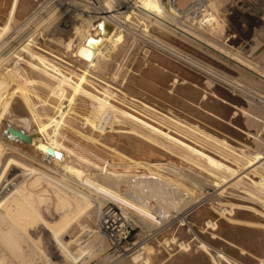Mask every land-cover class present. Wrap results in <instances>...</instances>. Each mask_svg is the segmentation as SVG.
Returning <instances> with one entry per match:
<instances>
[{
  "label": "bare ground",
  "instance_id": "bare-ground-1",
  "mask_svg": "<svg viewBox=\"0 0 264 264\" xmlns=\"http://www.w3.org/2000/svg\"><path fill=\"white\" fill-rule=\"evenodd\" d=\"M37 1L0 0V47L6 49L0 50V264H31L36 259V253L42 249H38L40 240H35L37 237L34 239L30 231L35 224L50 231L62 255L77 262L85 250L79 240L73 247L71 243L75 237L63 240L62 231L76 223L82 233L95 235L97 230L91 226L90 216L95 209L99 212L104 202L109 201L120 208L116 201L125 202L126 209L122 211L127 217L132 211L143 218L148 217L150 227H156L176 213L171 202L198 192L206 196L205 189L196 185L202 179L220 192L227 191L226 197L231 198L234 191H238V196L264 205V149H261L264 141H258L250 132L246 135L242 129L249 143L253 142L258 148L256 154L251 155L246 150L249 147L246 139L235 138L234 141L233 136L230 141L238 145L233 147L224 140L227 137L224 133L216 132L215 127L227 129L236 103L231 102L226 93L225 97L224 92L206 91V79L180 64H191L215 78L216 72L207 64L182 55L173 45L178 39L201 49L214 48L218 53L209 51L219 60L242 71L247 69L243 73L264 80V68L260 63L227 51L199 29L214 18L213 12L202 15L201 8L209 7L214 11L219 2L171 0V12L179 18H189L191 25L181 20L173 24L170 19L161 17V4L154 8L150 3H161V0H105V6L95 8L92 17L69 6L71 9H65L64 18L48 30L45 27V33L38 38L31 37L33 33L22 38L24 40L18 45L15 43L20 38L7 43L10 41L9 37L4 38L7 30L17 21L21 26L30 21ZM120 14L125 19L143 23L150 31L149 35L141 36L143 33H135L132 26L121 24L117 18ZM221 14L215 18L222 20ZM220 26L223 25L217 19L215 25L206 30L217 32ZM133 34L160 50L134 49L131 57L136 59L135 69L131 72L129 68L127 79L125 67L119 83L113 84L111 77L117 76L123 53L128 49L126 44L131 37L135 39ZM136 52H140L139 57ZM262 57L264 49L257 54L258 61ZM239 85L237 82L233 87ZM230 109L233 115L228 118ZM235 121L238 122L237 118ZM54 128L60 136L53 132ZM67 137L77 145L67 142ZM79 144L94 153L87 152ZM169 164L178 166L180 172L166 166ZM121 165L128 168L123 169ZM182 171L192 176L190 180L194 184L186 183ZM123 177L129 181V188L123 183ZM38 184L42 195H47V187L54 188V200L65 210V217L38 204L40 200L35 199L36 193L41 191ZM134 191L144 198L136 197ZM195 198L190 197L188 204L197 202ZM232 200L216 198L210 204L207 202L208 208L205 205L208 211L194 213H197L195 221L201 222L197 226L202 233L195 234V241H191L194 246L188 242V236L184 237L187 241L182 237L177 240L175 235L158 240V244L160 241L167 246L174 243L171 247L179 249L171 257L167 253H163L165 256L159 254L168 256L162 259L163 264H264V210L260 209L264 207L258 208L257 203L252 205L249 201ZM224 233L231 240L228 241L230 245L223 247L227 252L218 245L225 240L218 238H224ZM143 246L127 255L122 253L124 258H119L117 264H154L149 253L152 245ZM157 256L154 255L158 260ZM160 263L161 259L157 264Z\"/></svg>",
  "mask_w": 264,
  "mask_h": 264
},
{
  "label": "rangeland",
  "instance_id": "rangeland-1",
  "mask_svg": "<svg viewBox=\"0 0 264 264\" xmlns=\"http://www.w3.org/2000/svg\"><path fill=\"white\" fill-rule=\"evenodd\" d=\"M103 1H105V0H91V1L90 0H70V1L69 0H66V1L65 0H38L33 5V8H32V12H34V15H33L32 19L30 21L26 22L25 24L23 23L22 26H21V22L20 21H17L15 23V25H13V27H10L7 30L6 34L4 35V38L7 39L9 37L8 40H10V41L7 42V43H10V42L12 43V41L14 42V41H16V40H18L20 38L15 43L16 45H18L19 43H22L21 41H23L26 38V36H28V35L30 36V34H33V33L34 34L31 35V37H34V38L37 37L38 38L40 35H42L43 33H45V30L46 29L48 30V28L51 27V26H53V25H55L57 23V21H60L61 19H63L64 18V15H65L64 12L66 10H68V9H71L70 7L73 6L72 7L73 10H76L77 9L78 11H81V13L83 12V14L84 13L85 14L88 13V14H90L89 16L92 17V15H94L93 11L95 10V8L97 9V7L105 6V4H104ZM170 2H172V1L171 0H161V3H159L158 1H151L150 3H151V5L154 6V8H157L156 5L158 6L159 4H161V8L162 9L159 10L160 11L159 12V15L161 17L164 16L163 18H165L167 20L170 19L169 21L170 22L172 21L173 24L175 22H177L176 20H181L183 23L191 25L192 24V21L188 22L189 21V18L183 17V19H182V18H179L180 17L179 15H176L173 12H171ZM217 2H219V4ZM73 3H75V4H73ZM114 3L113 4L116 5V2L115 1H114ZM216 3L218 4L217 5L218 7L216 6V8H218V9L215 8L216 9V12H217V13L215 12V14H214L215 9H214V11H212L209 7L201 8L202 9L201 10L202 11V15L205 14L206 12L208 14H210L211 12H213V17L214 18H212L209 22L208 21L205 22L202 25L203 27L200 26L199 29L201 31H204L203 33L204 34H207V36L209 38H212L218 44H220V45L224 46L225 48H227V51H230L231 53L233 52V54H239L242 58H245L246 60L251 61V62L253 61L256 64L257 63L258 64L260 63V66L262 68H264V57H262L259 61H258V58H257V54L259 53V51H261V49H264V0H216ZM114 5H112V6L114 8H116V6H114ZM67 7H69V8H67ZM83 7H86V9L83 8ZM50 12H51V14H50ZM161 12H163V13H161ZM219 13L220 14L222 13L221 15H219V16H222V17H220L222 20H220L219 17H217L218 16L217 14H219ZM59 14L61 15V17H60ZM166 15L168 16V18L166 17ZM215 15H217L216 18L220 21L221 25H223L222 27H224V25H225V27L222 29V31H221V28L222 27L220 26V28L217 29V32H215V31L214 32H209L206 29H207V27H210L213 24L215 25V21L217 20L215 18ZM50 16H52V17H50ZM224 17H226V18H224ZM117 18H118V20L120 22L122 21L121 24H123V25L125 24L129 28L132 26L133 28L132 27L131 28L133 30L135 29L134 30L135 33H137V34L140 33V35L143 33L141 36H145L144 33L149 35V32L150 31H147L145 29L146 26L144 27L143 23H139V21H137L135 19H132V18H128V17H126V19H125V16L123 14H120V16H117ZM171 18L172 19H175V20H172ZM47 19H48V21H47ZM93 19L94 18H92V20ZM123 20H124L125 23L123 22ZM46 21L49 22V24L48 23L46 24ZM221 21L223 22V24H222ZM37 22H39V23H37ZM210 23H211V25H210ZM144 24L147 25L146 23H144ZM192 26H194V25H192ZM195 26H196V24H195ZM45 27H46V29H45ZM90 27L93 29V25L90 24ZM205 31H207V32H205ZM29 32H31V33H29ZM215 33H216V37H215ZM133 36L135 37V39L133 37H131V40H129L127 42L128 44H126V46H127L128 49L125 50V53H123L124 55H123V61L122 62L125 63V64L121 63V65H120L121 67L119 66L120 69H118L117 74H116L117 76H114L113 75V77H111V79L112 78L113 79L110 80V81L113 84L114 83L115 84H118L119 83V80L118 79H120L121 76H122V74H124L122 72V70L125 69V67H126V69H128L126 78L127 77L129 78V74H130L129 68H130L131 72H132L133 69H135L133 66L136 67V59H134L135 60L134 61L132 59V57H133L132 55L135 53V50H136L137 47H139V51L141 50L140 48H146V47H150L152 49L155 48V50H160V49H157L153 44H151L147 40L141 38V36L135 35V34H133ZM22 38H24V39L22 40ZM130 41H133L134 43L133 42L130 43ZM176 41H177L178 44L176 42H174V43L172 42V43H173V45L177 46L176 49L179 50L182 55H189L193 59H195L198 63H202V64H205V65L207 64L208 66H210L211 68H213V70L216 72V76L217 77L216 78H215V76L211 77L212 75H207V73H204L203 71L197 69L195 66H191V64H188V63H185V62L182 63V61L179 60V63L180 62L182 63L180 65H183V67H187V68L189 67L188 69L191 70L192 72H195V73L197 72L198 75L200 74L199 76H201V78L203 80L206 79L207 80V83H206V80H205L206 86H204L206 91H208V92L213 91L215 94H217L218 92H222V93L224 92L225 97H226V94H227V98L229 97L230 98L229 100L230 101L232 100L231 102H233L234 104L236 103V106H234V108H233L234 115L232 113V109L229 110V113H228L229 115L227 114L228 115L227 116L228 118H229L230 114H231V116L233 115V117H230L229 118L230 119V123L228 124V127L230 126L233 129L228 128L227 126H226L227 129H221V128L215 127V129H217L216 132L224 133V135H226L227 136L226 138L228 139L227 140L226 138H224V140H226L228 143H230V145H232L233 147H235L237 145L236 142L234 143V142H231L230 141L233 138V136H235L233 138L234 141H236V139L237 140H240V141H246L247 139H246L245 136L248 135L249 132H250L249 133L250 135H252V134L255 135L256 138L258 139V141L259 140L260 141H264V80H262V78L261 79L258 78V77L256 78L255 75H252V74L250 75V73H249V75H248L247 72H246L247 74L246 73H243L247 69H244L245 71H242L241 69L236 68L235 66H231V65L227 64L226 62L219 60L213 54V52L218 53V51L216 49H214V48L209 47V50L213 51V52H210L209 50L201 49V48H199L197 46H192V45H190L189 43H187L186 41H183V40H178L177 39ZM15 44H14V46H15ZM129 44H131V46ZM14 46L12 48H14ZM0 50H1V52H4L6 49H5L4 46H2V47H0ZM139 53L140 52H138L136 54L137 57L140 56V55H138ZM132 61H133V63H132ZM1 63H3V62H1ZM127 65H129V66H127ZM130 65H131L132 68L130 67ZM238 69L241 70L242 72L239 71ZM217 72L220 75L224 76V78L227 77V79L225 78L226 80H224L222 77H220V75H218ZM245 74L248 75V78L249 77L250 78L248 79ZM218 76L220 77V79L218 78ZM116 78H117V80H116ZM228 78L231 79L232 81L229 80ZM253 78H254V80H253ZM221 80H224V81H221ZM235 80H236V83L239 82V84H240L239 87L240 88L238 86H237V88L236 87L235 88L233 87L236 84L234 82ZM225 81H228V82L225 83ZM229 81L230 82H233L235 84L230 83ZM208 83H210V84L208 85ZM230 84H231V86H230ZM245 90H247V91H245ZM238 104H239V106H238ZM239 107L241 109H239ZM235 110L237 112H235ZM255 115H256V117H255ZM235 116H237V117H235ZM233 118L235 120L237 118V121L238 122H236ZM235 122H236V124H234ZM233 125H235V126H233ZM51 127L53 129V123L51 124ZM235 128H237V129H235ZM205 129H207V128H205ZM242 129H245L243 133H245V132L247 133L245 136L242 133ZM56 130L57 129L53 130V132L55 133ZM222 130L223 131L224 130H227V131L223 132ZM214 131L215 130L212 129V132H214ZM228 131H230V132H228ZM235 131H236V133H235ZM57 132H59V131L57 130ZM237 133H238V135H237ZM56 135H59L60 136L61 134L60 133L59 134L57 133ZM230 135H231V137H230ZM69 139L70 138L67 137V139H66V140H68L67 142H69L70 144L77 145L75 141L73 142L72 139H71L72 141L69 140ZM222 139H223V137H222ZM249 141L250 140H247L246 142H247V144H248V146L250 148L247 147L246 150H249V152L251 153V155L252 154L255 155L256 154V151H258V148H256V146H255V144L253 142H250L249 143ZM250 144L251 145L253 144V145L251 146ZM80 146H82V145H80ZM82 147H83V149H86L87 152H89L91 154L94 153V152H90V149H88V148H86L84 146H82ZM261 149H264V147H262ZM166 166H168L171 169L174 168L173 171L179 169L178 166L175 167V165H174V167H172L170 164L169 165H166ZM120 167H122L123 169H125V168L127 169L128 168L127 165H121ZM175 172H180V170L175 171ZM182 172L185 173L184 176L186 177V179H184V177H183V179L186 181V183H188V184H194L190 180V177H192V176H190L189 174H187L188 173L187 170H186L187 173L185 171H182ZM199 180H200V178H199ZM123 183L125 184V186L127 188L130 187L129 186V181H127V179L124 178L123 179ZM41 185H44V184L42 183ZM196 185H199L198 186V188L200 187L199 189H203V190L205 189V192L207 194L206 193H204V194H206V196L203 197V196L199 195V192L198 193L191 194L190 195L191 198H195L198 195L201 196L200 199H198L196 197L198 200L194 204H192L193 202H189V204H188V201L190 199L189 196H188L189 198L186 197L184 199V197H182V198H179L180 200L171 202V205L177 211H176V213L173 216L172 215H169V217H167V219H165L167 222L164 223V224L163 223L160 224L161 227H160V225H157L156 227L155 226H153V227L151 226L150 227L151 222H149L148 217H144L143 218L142 216H139L138 214H136V213H134V212L131 211L130 212L131 213V216H129V218L133 221V223L135 225V229L133 230V232H132V234L130 236V239H129V245H131V250L128 251V252H132V251L138 249L140 246L142 247L143 245L144 246H147L148 244H150V245H152V248L149 250L150 251L149 253H150V257H152V259H153V263L154 264H157L158 262H160V259H161V263L163 264V262H165L164 261L165 260L164 258H166V257L168 258V256L161 257L160 255H164L165 253H167V254H169V257H171L172 255L176 254L179 251V249L178 248L173 249V247H171L172 245H174V243H170V245H169L170 247H169V246H167L168 244H163L160 241L159 242L160 245H159L158 243H156V242H158V240H162L164 238H169L172 235H175L177 240L180 239V237H182V238H184L185 236H186L185 238H188L189 237L188 238V242L190 241V243H191V241H195L193 239V238L196 237L195 234L196 233H199V235H200V233H201L199 231L200 230L199 226H197V225L201 224V222H198L197 223L195 221V215L197 213L204 212V210H206L208 208V203L210 204V202H212L214 199L221 198V197H222V199L223 198L224 199L226 198V199H229V200H232L233 197L234 198L237 197L236 199H233L232 201H240L244 197V196L243 197L242 196L241 197L238 196V195H240V192L234 191L235 193H233V195H232L233 197L231 196L232 199L229 196H228L229 197L228 198V197H226L227 196V191L226 192L225 191L224 192H220V190L218 188H216L212 183L209 184V185H207L206 182H204L203 179H202V181L200 180L199 183H196ZM37 186L41 190L40 193H36V196H35L36 197L35 198L36 200H38V201L40 200L39 203L38 202L37 203L39 205H41L42 207L44 206L43 208L46 207L45 208L46 210H49L50 209L51 211H54V213L56 212L57 215L60 212V214L63 217H65L66 216L65 210L63 208H61L60 205H58L56 203V200H54V197L56 196V193L54 194V192H55L54 188L53 187H50V186L47 187V190H46L47 195H45V194L42 195L43 191H42L41 186L39 184ZM211 192H213V193H211ZM218 192L220 194H218ZM134 193L136 194V197L144 198L139 193H137L135 191H134ZM224 194H226V195H224ZM41 195H42V197H41ZM48 195H50V196H48ZM220 195H224V197L223 196H220ZM196 198H195V200H196ZM195 200H193V201H195ZM41 201L42 202L44 201V202L42 203ZM242 201H247V202L249 201L250 204L252 202V205H253V203H254V205H255V203H257L256 206L258 208L264 207V205H262V203H260V202H254V201L249 200V199H245V197H244V199ZM116 202L121 206V208H122L121 210H125L126 209L125 208V202H120L118 200ZM155 202H156V205L159 203L157 200ZM105 203H111V202L106 201L103 204H105ZM205 205L207 206V208H206ZM178 207H179V209H178ZM201 207H202V209H201ZM260 209L261 210H264V208H260ZM58 210H60V211H58ZM198 210L199 211L201 210V211L198 212ZM206 211H208V209ZM96 212L97 211L95 209V212L93 211L91 213V216H90L91 226L93 227V229L97 230L96 233H95V235H92V236L91 235H87L85 232H83L84 233L83 234L77 228V224L76 223H73L72 225L68 226L66 229H64L62 231L61 237L63 236L62 237L63 240H67V239H70L72 237H75V238H73L75 240V242L73 240V242L71 243L73 245V247L76 246V244L78 242H80V244L82 245L83 249L85 250V252L80 255L79 260L77 262H73L71 259L66 258L64 256V254L62 255L61 251H59L60 250L59 244L54 240V238H53L52 234L50 233V231L47 232V231L44 230V228L42 227V225L35 224L34 227L30 231H31V234H32V236H33L34 239L37 237L35 240H37V241L40 240L39 241L40 243L38 242V245H39L38 246V249L39 250L42 249V251L36 253V259H34V261L31 264H117L119 262V258H120V260H122L124 258L123 256L124 255H127L128 252H126L125 254H123V256H121L122 255V252L120 253L118 251H114L113 248L110 247L109 241L106 238V236L103 235V233L100 230H98V227H97V213ZM195 212H197V213L194 214ZM216 217L217 216H215V219L217 220L218 218H216ZM192 219H194L193 220L194 222L192 221ZM182 220H183V222H182ZM189 221H190V223L191 222H193V223H191V224L189 223L188 224ZM179 223H180V225H179ZM74 224H75V226H74ZM173 226H174V228H173ZM57 227H58V225H57ZM74 227H75V229H74ZM175 227H177V228H175ZM184 229H186V230H184ZM196 229H197V232H196ZM181 230H182V232H181ZM79 231H80L81 234L78 233ZM220 231H221V229H220ZM151 233H153V234H151ZM50 234H51V236H50ZM76 235H77V237H76ZM181 235H183V236H181ZM38 236H40V237H38ZM78 237H79V239H78ZM80 237H82V238H80ZM216 237H217V235H216ZM185 238L182 239V240L187 241V239H185ZM218 238L221 241H222V239H225L222 242H219L218 243L219 247L221 246L222 249L225 250L226 248H223V247H225L226 245H230L228 241H231V240L227 239L228 237H227V234H225V233H224V238L223 237L220 238L219 236H218ZM52 239H53L54 242L52 241ZM77 240H79V241L77 242ZM210 242H212V241L210 240ZM73 243H75V244H73ZM192 243H191V245L194 246L195 244L194 243L192 244ZM230 243H232V242H230ZM153 244H156V245H153ZM214 244H216V243H214ZM56 245H58V246H56ZM2 246L4 247V245H2ZM152 249H154V250H152ZM167 249H169V250L167 251ZM162 250H165L166 252H164V251L162 252ZM190 251H193V250H190ZM151 252L152 253L154 252L153 255H152ZM228 254L234 256V253L233 252L231 253L230 251H228ZM154 255L155 256H157V255L159 256V257L157 256V258H159L158 259L159 261L157 259H155ZM121 257H123V258H121ZM115 258H118V259L115 260ZM162 259H164V260H162Z\"/></svg>",
  "mask_w": 264,
  "mask_h": 264
},
{
  "label": "built area",
  "instance_id": "built-area-1",
  "mask_svg": "<svg viewBox=\"0 0 264 264\" xmlns=\"http://www.w3.org/2000/svg\"><path fill=\"white\" fill-rule=\"evenodd\" d=\"M97 227L106 236L114 251L126 253L131 250L129 239L135 225L119 206L113 203L103 204L97 212Z\"/></svg>",
  "mask_w": 264,
  "mask_h": 264
}]
</instances>
